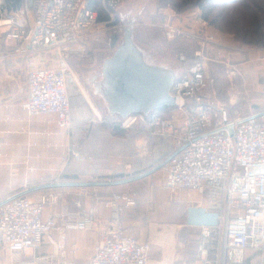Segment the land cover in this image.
I'll return each mask as SVG.
<instances>
[{
	"label": "built area",
	"instance_id": "built-area-1",
	"mask_svg": "<svg viewBox=\"0 0 264 264\" xmlns=\"http://www.w3.org/2000/svg\"><path fill=\"white\" fill-rule=\"evenodd\" d=\"M1 4L0 27L7 28V38L15 42V55L53 51L56 58L53 66L27 71V97L21 108L29 118L51 117L60 133L69 132L75 124L69 83L77 81L70 60L85 55L99 40L96 26L111 27L122 36V23L113 25L121 1L102 0L103 21L90 0H1ZM163 28L170 41L186 38L199 44L191 61L185 53L179 56L187 69L173 86L176 105L169 108L184 115L182 123L157 110L149 117L132 115L120 121L121 127L142 123L154 135L171 139L169 155L176 154L161 168L165 186L172 195L185 192L199 197L191 200L188 223L198 230L196 256L191 262L170 264H244L248 251L264 252V115L231 119L225 105L216 104L207 93V65L224 58L219 49H210L221 45L214 34L170 21ZM226 65L237 74L231 59ZM262 67L264 72V55ZM229 123L234 124L233 135L225 128ZM35 146L38 143H29L28 149ZM71 158L81 159L80 151L70 148L66 160ZM60 197L55 190L25 194L0 206V264L151 263L152 243L140 240L135 229L122 222L123 214L137 205L138 191L113 192L104 201L111 215L93 256L84 262L68 258L78 248L65 246V231L91 228L95 209L71 212L64 206L45 218V210L58 204ZM46 239L52 250L43 253Z\"/></svg>",
	"mask_w": 264,
	"mask_h": 264
},
{
	"label": "rangeland",
	"instance_id": "rangeland-1",
	"mask_svg": "<svg viewBox=\"0 0 264 264\" xmlns=\"http://www.w3.org/2000/svg\"><path fill=\"white\" fill-rule=\"evenodd\" d=\"M120 1L127 11L130 9L138 11L142 7L145 8L138 23L137 41L144 45L156 60L171 61L175 59L182 62L179 58L181 53H185L191 58L199 47L198 42L193 39L168 40L163 28V25L168 21L194 32L202 30L215 35V39L222 46L211 45L210 49L211 51L215 48L219 49L222 53L221 57L224 58L221 59L222 62H210L207 65L209 75L207 93L216 104L225 105L227 117H236L233 110L237 103H235V107L230 108L231 104L227 102L233 98L232 95L235 93L234 90H237L236 87L247 88L249 92L252 91L255 94L257 86L259 96L263 94L264 0ZM90 2L92 7L99 11V14L105 16L102 0H90ZM14 6L15 4H12V7ZM1 8L0 0V10ZM10 13L9 9L7 14ZM116 23L121 24V21L117 18L113 25ZM102 30L104 31L102 32ZM94 31H101L99 40L95 41L85 55L70 60L71 68L77 79L76 82L69 83L72 120L75 124L69 132H66V135L71 148L80 151V160L83 161V166L80 165V167L72 163L75 158H71L67 162L68 166L61 173L53 177H46L36 182V185L50 182H108L124 179L152 169L173 152L171 139L154 135L152 130L142 123L123 131L110 126L120 123V120L119 118L114 120L105 115L87 84V78L91 73L101 69L103 61L115 49L121 35L115 33V29L108 26L105 28L96 26ZM116 39L118 41L114 44ZM7 53L1 60L4 65V69H0V75H4L1 81L13 84L14 89L22 94L26 89V74L30 68L56 64L53 51H41L22 56L15 55L8 49ZM228 59H231L233 68L238 70L237 74H231V67L226 65ZM182 63L183 71H185L187 65ZM87 97L98 114L95 113ZM161 114L168 119L175 117L178 124H181L184 118L182 113L173 112L171 109L163 110ZM117 143L118 145L120 143H141L142 145V152L137 156L131 155L130 163L119 158L120 165H126L129 171L127 174L117 173V170H113L114 160L118 156L112 154V146ZM9 181V175L2 177L0 186H6ZM153 183L158 184V234L154 236L150 229L130 226L135 229L137 237H139L137 232L143 230L148 232L146 236L148 241H151V238L158 239V256L176 252L181 257L179 261L193 260L197 253L198 230L188 225L189 206L192 199L198 200L199 197L197 195H192V197L185 192L172 195L165 186L161 168L142 178L143 190L149 186L153 187ZM123 185L59 187L61 189L55 191L61 193L59 203L70 204L78 211H89L92 208L95 209L98 204L104 205V201L109 199L113 192L123 191ZM131 190L138 191L139 198L141 197L140 189ZM126 213L122 216L123 224Z\"/></svg>",
	"mask_w": 264,
	"mask_h": 264
},
{
	"label": "crops",
	"instance_id": "crops-1",
	"mask_svg": "<svg viewBox=\"0 0 264 264\" xmlns=\"http://www.w3.org/2000/svg\"><path fill=\"white\" fill-rule=\"evenodd\" d=\"M6 30L7 28L0 27V69H4L1 60L5 58V54H8L7 50L12 51L15 45L14 41L7 38ZM192 57L188 56V60H191ZM3 76L0 75V181L2 177L7 175H9L10 181L6 186H0V201L23 190L25 186L31 188L36 185V182L61 173L68 166L66 159L68 150L71 148L66 133H60L51 117L29 118L21 108V103L27 97V77L26 89L22 94L14 89L13 84L1 81ZM236 89L232 95L233 98L227 100L231 104L230 108L237 103L233 110L236 117L231 119L246 118L264 112V92L259 96L257 86L255 87V94L252 91L249 92L247 88L236 87ZM238 93L239 96L236 97ZM87 98L89 99V97ZM89 102L92 108L98 112L90 99ZM47 133H51V135ZM29 143H38V146L28 149ZM141 146V143H120L119 145L117 143L113 145L112 154L118 156L114 160L113 170H117V173H129L126 165H120L118 160L120 158L130 163L131 155L137 156L142 152ZM28 155L29 161H27ZM72 163L83 166V161L80 159H75ZM131 189H140L141 197L136 207L127 211L124 224L150 229L152 235L156 236L158 234V184L153 187L149 186L144 190L142 179L123 185V190ZM64 206H67L71 212L78 211L72 205L61 202L53 207H48L44 212V217H52L60 212ZM110 215L108 208L102 203L98 204L95 208L94 224L91 228L86 230L67 229L65 231V246L69 250L74 246L78 248L76 253L68 255L70 260L84 262L93 256ZM147 233L139 230L137 232L138 238L147 241ZM54 237L56 238L58 235L56 234ZM155 239L151 238L152 242L150 241L152 243L150 264L183 262L179 261L181 257L176 252H168L158 256V239ZM51 250V244L46 239L41 252L46 253ZM245 264H264V252L248 251Z\"/></svg>",
	"mask_w": 264,
	"mask_h": 264
},
{
	"label": "water",
	"instance_id": "water-1",
	"mask_svg": "<svg viewBox=\"0 0 264 264\" xmlns=\"http://www.w3.org/2000/svg\"><path fill=\"white\" fill-rule=\"evenodd\" d=\"M144 7L136 11H127L120 5L117 9L118 19L123 25V33L115 49L105 58L101 69L91 73L87 84L93 96L101 105L108 118L126 122L132 115L149 117L151 113L165 107H174L176 97L172 90L175 82L183 74V63L156 60L152 53L137 41L139 19ZM259 115H264V112ZM245 118L243 120H246ZM234 134V124L225 127ZM176 153L169 155L159 165L137 175L108 182H50L35 185L19 191L0 202V206L13 199L45 188L57 187H98L120 185L140 180L162 168Z\"/></svg>",
	"mask_w": 264,
	"mask_h": 264
},
{
	"label": "trees",
	"instance_id": "trees-1",
	"mask_svg": "<svg viewBox=\"0 0 264 264\" xmlns=\"http://www.w3.org/2000/svg\"><path fill=\"white\" fill-rule=\"evenodd\" d=\"M94 8V7H93ZM95 9V8H94ZM118 18V17H117ZM106 19V17L105 16H103V15H101L100 14V17H99V21H102V20H105ZM118 41V39H116L115 40V42H114V44H116V42ZM170 110V108L169 107H165V108H162V109H160V110H158L160 113L163 111V110ZM230 118V117H229ZM113 129H121L122 131L124 130L122 127H121V124L120 123H117L116 125H110ZM120 176H121V174H120ZM35 186V185H34ZM59 189H61V188H59V187H57V188H45V189H42V190H38V191H33V192H30L29 193V195H35V194H37V193H42V192H49V191H53V190H59ZM194 260V259H193ZM193 260H190V261H188V262H191V261H193ZM245 264V263H244Z\"/></svg>",
	"mask_w": 264,
	"mask_h": 264
},
{
	"label": "bare ground",
	"instance_id": "bare-ground-1",
	"mask_svg": "<svg viewBox=\"0 0 264 264\" xmlns=\"http://www.w3.org/2000/svg\"><path fill=\"white\" fill-rule=\"evenodd\" d=\"M95 111V110H94ZM96 114H98V112L95 111Z\"/></svg>",
	"mask_w": 264,
	"mask_h": 264
}]
</instances>
